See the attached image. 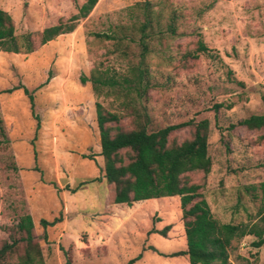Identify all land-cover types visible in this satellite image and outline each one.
I'll use <instances>...</instances> for the list:
<instances>
[{
  "label": "rangeland",
  "instance_id": "1",
  "mask_svg": "<svg viewBox=\"0 0 264 264\" xmlns=\"http://www.w3.org/2000/svg\"><path fill=\"white\" fill-rule=\"evenodd\" d=\"M84 1L0 0V8L12 16L21 44L25 33L35 38L68 22ZM147 16L152 25L142 31ZM75 24L32 52L0 51V244L29 213L45 264H190L187 255L171 256L186 249L179 196L112 202L96 113L88 112L96 99L122 114L124 129L135 126L137 114L153 130L208 119L211 170L187 179L201 184L219 221L259 222L264 141L237 121L264 110V0H98ZM198 38L209 50L185 59ZM137 67L151 83L140 96L123 81ZM92 74L122 87L97 84L96 96L90 80L80 81ZM193 131L182 126L169 141ZM42 218L59 221L44 228ZM255 240L233 239L228 260L264 264V244Z\"/></svg>",
  "mask_w": 264,
  "mask_h": 264
},
{
  "label": "trees",
  "instance_id": "2",
  "mask_svg": "<svg viewBox=\"0 0 264 264\" xmlns=\"http://www.w3.org/2000/svg\"><path fill=\"white\" fill-rule=\"evenodd\" d=\"M98 0H85L78 6V12L68 22H61L43 28L32 37L28 32L22 36V43L17 41L12 16L0 8V51L19 53L32 52L36 44L42 45L55 37L72 32L76 21L86 17ZM150 16V13L148 14ZM142 24L141 30L152 25L151 18ZM143 51L147 49L145 42ZM209 50L201 38L195 43L193 52H187L185 59L196 58L198 53ZM148 70L137 67L133 79L123 78L125 87L133 89L136 95L146 93L150 80L146 78ZM90 80L93 92L98 95L97 84L110 87L121 86L120 81L112 77L92 74L81 76V83ZM144 81V83H143ZM19 87H16L17 89ZM31 108L34 99L28 89ZM128 92V90H127ZM126 92V93H127ZM264 103V98H263ZM96 124L99 133L100 155L103 158V177L112 185L114 204L131 206L134 202L157 199L166 196H179L186 249L171 256L187 255L190 264H232L229 260V247L235 238L253 235L254 246L264 244V214L259 222L252 224L221 222L210 211L209 205L200 192L201 184L187 179V173L200 171L204 175L211 170L208 155L209 120L187 121L168 124L158 129H149L148 117L136 115V124L131 129H124L120 124L122 114L105 108L101 101L95 100ZM238 125L248 130L261 131L258 141H264V110L253 113L237 121ZM193 125L190 138L180 143L170 142L169 135L182 126ZM3 129L1 128V131ZM88 157H91L88 155ZM84 183V182H83ZM264 197V181L259 184ZM56 218L49 221L44 218L39 223L42 227L55 224ZM34 223L29 213L18 217L6 239L0 244V264H45L42 249L34 234ZM169 226L159 233L165 235ZM133 261L130 260L129 263ZM66 264L69 263L67 259Z\"/></svg>",
  "mask_w": 264,
  "mask_h": 264
},
{
  "label": "crops",
  "instance_id": "3",
  "mask_svg": "<svg viewBox=\"0 0 264 264\" xmlns=\"http://www.w3.org/2000/svg\"><path fill=\"white\" fill-rule=\"evenodd\" d=\"M92 104H94V102H92ZM92 104H91V107L88 109V112H89L90 115H92V113L95 112V107H92ZM146 201H148V200H144L143 202H146ZM134 203H136V202H134Z\"/></svg>",
  "mask_w": 264,
  "mask_h": 264
}]
</instances>
